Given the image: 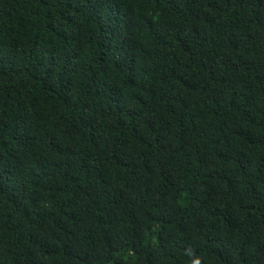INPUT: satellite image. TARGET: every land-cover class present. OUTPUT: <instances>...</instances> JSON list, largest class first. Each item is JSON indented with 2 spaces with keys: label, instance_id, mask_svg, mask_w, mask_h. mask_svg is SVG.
I'll use <instances>...</instances> for the list:
<instances>
[{
  "label": "trees",
  "instance_id": "1",
  "mask_svg": "<svg viewBox=\"0 0 264 264\" xmlns=\"http://www.w3.org/2000/svg\"><path fill=\"white\" fill-rule=\"evenodd\" d=\"M0 264H264V0H0Z\"/></svg>",
  "mask_w": 264,
  "mask_h": 264
}]
</instances>
